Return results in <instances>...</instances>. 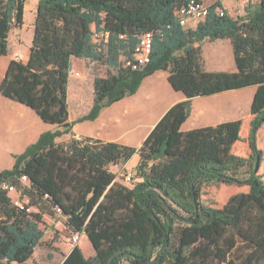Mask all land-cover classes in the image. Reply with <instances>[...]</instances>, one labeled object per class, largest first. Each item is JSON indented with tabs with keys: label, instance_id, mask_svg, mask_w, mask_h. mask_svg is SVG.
<instances>
[{
	"label": "trees",
	"instance_id": "16d2710c",
	"mask_svg": "<svg viewBox=\"0 0 264 264\" xmlns=\"http://www.w3.org/2000/svg\"><path fill=\"white\" fill-rule=\"evenodd\" d=\"M34 1L28 58L9 62L0 93L53 128L0 171V264H26L33 257L46 213L63 216L94 250L85 257L76 246L61 264H264L263 151L257 141L264 125V0L249 3L238 18L215 1L194 26H181L176 13L189 0ZM24 3L0 0V56L8 52L12 27L23 24ZM94 32H108L106 41L94 42ZM146 32L152 34L149 61L138 69L124 67ZM222 38L230 39L236 70L206 71L200 44ZM72 58L114 72L94 78L92 106L70 121ZM158 70L168 72L169 83L186 99L165 112L140 146L91 137L58 142L77 123L95 120L102 108L135 94ZM252 86L246 156L233 151L242 140L241 119L181 130L194 97ZM134 154L135 180L127 186L109 165ZM4 183L29 203L14 204ZM212 183L248 190L213 207L202 201L203 187Z\"/></svg>",
	"mask_w": 264,
	"mask_h": 264
},
{
	"label": "crops",
	"instance_id": "0c3cea01",
	"mask_svg": "<svg viewBox=\"0 0 264 264\" xmlns=\"http://www.w3.org/2000/svg\"><path fill=\"white\" fill-rule=\"evenodd\" d=\"M202 1L204 2V0ZM215 1H220L223 9L231 16L228 11V6L233 2L232 0H229L228 4L224 3L223 0ZM249 3L251 2H248V4ZM205 4L209 5L207 3ZM245 8L242 15L245 14ZM191 23L192 25L188 23V26L195 25V22ZM92 28H94V26H92ZM31 39L32 35H30V45ZM9 41L10 32L8 52L6 55L0 56V82L5 75L9 62L12 59L25 62L30 51V45L25 46L23 51V44L21 42H16V48L11 50ZM200 46L203 67L206 71H225L215 69V62L221 61H225V64H229L230 68L228 72H234L236 70L235 64L234 67H232L230 57L228 56V53H230L231 57L233 56L230 39H205ZM87 63L90 65L94 64L95 61L80 58H72L71 60L68 92L70 90L72 91L71 87L73 84L74 91L76 95L78 94L77 98L74 100V110H77L80 114L73 117L69 112L70 121L86 114L93 104V98L89 102V99L83 100L82 98L86 75L81 73V71L83 67H86ZM77 70L81 71L78 72ZM94 78L92 83L94 82ZM248 88L250 89L251 103L255 87L252 86L244 89ZM244 89L242 88V90ZM78 98L79 100H77ZM184 99H186L185 94L173 89L169 83L168 72L158 70L142 81L135 94L126 96L102 108L95 120L77 123L73 127V134L71 137H91L103 141H112L138 147L165 112L172 105ZM71 103V98L68 97V107ZM241 104L242 99L240 93L231 94L227 91L222 92V94L194 97L192 99L190 115L182 124L181 130L189 131L194 128L240 119L238 116L241 110ZM51 126L53 125L45 123L30 107L9 99L0 93V171L4 168H10L14 163L13 155L22 153L29 144L35 142L39 135L50 129L49 127ZM138 161L139 155L134 154L124 163V168L132 170Z\"/></svg>",
	"mask_w": 264,
	"mask_h": 264
},
{
	"label": "rangeland",
	"instance_id": "374dc122",
	"mask_svg": "<svg viewBox=\"0 0 264 264\" xmlns=\"http://www.w3.org/2000/svg\"><path fill=\"white\" fill-rule=\"evenodd\" d=\"M215 0H204L205 3L210 4ZM224 3L228 4L229 0H223ZM233 2L228 6V11L233 18L241 17L244 13V8L251 2L256 4L259 0H232ZM25 16L23 24L19 27H12L10 30V41L9 46L11 50H14L16 47V42H21L22 49L24 51L25 46L30 45V35L33 32V23L36 12V1L34 0H25L24 3ZM243 16V15H242ZM189 25H192L191 21ZM230 57L232 67H234L233 56L231 57L230 53H228ZM216 70H229V64H225V61L215 62ZM80 72L79 70H77ZM114 70L102 64L100 62H95L94 64L87 63L86 67H83L81 73L86 75V82L84 85V92L82 95L83 100H92L93 98V83L92 80L96 76H107L109 73H113ZM80 73V75H81ZM247 88V87H246ZM72 91L68 92V97L71 98V105L69 106L70 115L76 117L80 114L77 110H74L75 102L74 100L77 98L78 94L74 91L73 84L71 87ZM244 89V88H243ZM242 89L230 90L231 94L240 93V97L242 99L241 110L239 113V118L242 120V128H241V141L237 142L234 147V153L246 156L249 153L248 146V133H249V121L251 119V111H250V89ZM222 94V93H218ZM79 100V98L77 99ZM74 102V103H73ZM53 128V126L49 127ZM73 134V130H72ZM72 134L64 135L58 138V142L67 141L71 138ZM258 146L263 151V160L261 162L260 171L264 172V125L258 131ZM128 164V163H127ZM109 169L116 174V180L125 184L127 186H132V181L135 180L134 177V168L132 170L124 168V163H119L117 165L111 164L109 165ZM129 176L131 179L125 180V177ZM134 177V178H133ZM134 179V180H132ZM132 180V181H131ZM247 190L246 186H235V185H224V184H208L202 189V201L213 207H221L234 193L242 192ZM20 193V192H19ZM19 196L23 202L29 203V199L25 196H21L17 193V195H13V197ZM48 210V209H47ZM31 211H37L35 207H31ZM43 223L41 224V228H43L44 235L40 244L36 247L33 257L26 263L32 264L33 262L38 264H61L65 259L66 255L74 248L79 247L85 257H91L94 255V250L92 248L91 243L87 239V237L82 233L80 235V239L77 243L72 241L73 230L67 225L66 220L63 216L57 213L44 214L43 215ZM226 264V263H223Z\"/></svg>",
	"mask_w": 264,
	"mask_h": 264
},
{
	"label": "built area",
	"instance_id": "2783aa9c",
	"mask_svg": "<svg viewBox=\"0 0 264 264\" xmlns=\"http://www.w3.org/2000/svg\"><path fill=\"white\" fill-rule=\"evenodd\" d=\"M208 11H209L208 5H206L202 0H189L184 6L179 8L176 13L179 20V24L181 26H188V23L190 21L196 23L197 21L203 19L208 14ZM217 11L219 12L220 15H223L224 13L223 10L221 9H218ZM107 37H108V32L93 33L94 42H99L101 39L106 41ZM151 47H152V34L150 32L143 33L139 37L138 44L134 49L132 57L130 59L123 60V66L124 67L129 66L131 67V69H138L141 66L145 65L150 59ZM129 179H131L129 176L125 177V180H129ZM21 181L26 183L27 182L26 176H22ZM2 187L8 191V194L13 200L14 204L19 206L20 208H24L25 202H23V200H20L19 196L13 197V195H17L18 193L16 188L6 183H4ZM29 210L30 208H27V211ZM80 235L81 233H73L72 241L74 243H77L78 240L80 239Z\"/></svg>",
	"mask_w": 264,
	"mask_h": 264
}]
</instances>
